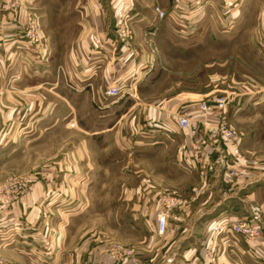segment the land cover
Returning <instances> with one entry per match:
<instances>
[{"label":"rangeland","instance_id":"374dc122","mask_svg":"<svg viewBox=\"0 0 264 264\" xmlns=\"http://www.w3.org/2000/svg\"><path fill=\"white\" fill-rule=\"evenodd\" d=\"M83 1L0 0V114L7 111L4 104L22 105L24 100L33 99L34 93L42 97L33 107L37 112L24 116L28 110L24 105L11 119V130L0 129V207L9 210L31 198L41 178L44 184H51V196L43 198L45 213H27L0 227V264H11L1 255V248L20 236L32 256L21 264H52L46 257L53 254V247L67 252L81 247L87 239L96 244L104 242L113 264H124L129 257L115 260L116 246L129 249L131 255L138 251L139 264H167L162 256L147 261L152 257V246L156 244L157 251L160 244V240L150 243L151 238L163 236L156 231L161 199L173 192L181 195L179 185L193 192L196 183L169 165L174 145L165 146L167 143L160 137L153 138L148 128L125 132V122L131 118L126 117L115 129H104L114 121L110 109L131 102L134 93L128 92L130 87L116 83L126 94L109 97L101 110L92 98L84 97L87 89L94 90L93 84L87 87L69 77L67 57L81 36L78 26L83 18ZM157 8L154 12L158 19L166 18L168 13L159 8L166 13L160 18ZM207 9L214 19L208 15L193 33L159 37L153 22L143 30L147 66H153L159 74L151 91L161 98L192 92L228 97L229 121L244 134L242 152L264 167V0H210ZM121 10L128 16V50L116 33ZM112 24L114 42L135 58L134 25L127 12L118 10ZM105 43L102 41V47ZM82 116H86L85 121H81ZM146 116L142 115L143 126L150 118ZM152 142L158 143L147 149ZM146 172L151 174L154 189L161 191L155 197L153 221L121 207L143 203L142 198L126 194L127 189L146 187L142 185L147 184L142 175ZM164 187L171 192L162 191ZM255 215L264 222V206ZM243 245L244 255L237 264H264Z\"/></svg>","mask_w":264,"mask_h":264},{"label":"crops","instance_id":"0c3cea01","mask_svg":"<svg viewBox=\"0 0 264 264\" xmlns=\"http://www.w3.org/2000/svg\"><path fill=\"white\" fill-rule=\"evenodd\" d=\"M209 3L210 0H84L81 15L83 18L80 17L81 22L78 26L81 36L70 49L67 57L66 64L69 77L86 84L87 87H89V83L93 84L94 90L91 92L87 89L84 97L92 98L98 109L104 110L106 108L104 103L108 101L109 97L105 95V91L110 85L119 83L123 88L130 87L128 92L134 93L133 97L129 98L131 102L124 101L110 109L114 121L109 127L104 128L105 130L117 128L122 121L129 117V119L131 118L130 121L125 122V132H141L144 129L142 115L145 113L156 121L158 127L170 126V131L165 134L160 130L147 129V131L152 134L153 138H162V141L167 143L165 146L174 145L172 164L169 165L176 166L179 175L184 174L186 177L193 178L196 183L193 188L200 189L196 200L189 201L186 206L176 210L169 217L166 233L161 238L157 236L151 238L150 243L154 244L156 240H160V244L157 246V251H155L156 244L152 246L153 252H150L152 257L148 256L147 258V261L150 262L162 256L163 261H166L167 264H173V261H177L178 264H209L204 255L205 250L210 248L216 253L218 261L221 263L237 264V262L242 261L241 256L244 255V245L239 237L231 232L213 235L212 229L224 219L234 221L241 217L253 215L264 206V167L251 170L237 185L231 187L223 184L221 180L225 170L221 148L211 156L213 169L208 172L206 181L201 180L194 167L182 162L183 150L196 136L198 128L199 130L202 128L199 123L201 116L198 111L199 103L208 96H213L214 92L180 93L170 98L166 94L162 99L157 93L155 96L151 91L155 87L157 82L155 78L159 74H155L156 69L151 68L152 70H149V66H147L148 49L144 44L145 42L141 41L143 30L150 22H153L159 37H168L173 33H193L202 19L207 18L208 15L210 20L214 19L210 12L207 13ZM155 6L166 11L167 17L159 20L154 12ZM120 9L127 12L134 25V42L138 49V55L135 58L126 55L123 47L114 42L115 32L112 23ZM235 15L234 12L232 17ZM92 37H97L104 43L108 38V43H105L104 47L99 50L92 42ZM151 92L152 95L150 96ZM183 95L187 97L180 98ZM41 98L40 94L34 93L33 99L24 100L23 106L19 103H13L9 104L12 105L11 107H7L4 104L7 111L4 110L0 114L1 131L11 130V119L16 112L20 113L24 105L28 109H25L24 116L34 112L36 109L33 107L36 101L42 100ZM18 101H22L20 97ZM133 112L135 113L133 114ZM97 113L100 115L99 112ZM182 114L191 118L190 125L185 129H181L173 122L176 116ZM85 119L86 116H82L81 121H85ZM156 143L158 142L148 144L147 149ZM142 175L147 182L146 185H142L146 187L143 190L138 188L129 191L127 189L126 197L142 198L143 203H131L121 207H129L130 211L145 214L153 221L156 211L155 197L161 194V191L154 189V182L149 172ZM40 180L42 182L35 184L31 198L14 205L9 210H2L0 207V227L8 226V223L14 222L27 213H45L43 198L51 196L49 194L51 184H44L43 178ZM179 186L178 190L181 195L189 200L192 197V189ZM161 189L171 192L165 187ZM41 217L42 215L37 217L38 220L35 221V224L40 221ZM6 219L8 222H4ZM40 232L43 233L41 230ZM21 238L20 236L18 240H14L6 248H1V255L11 264H21L23 261L32 259V256L26 252L27 243L21 241ZM76 244L80 243L76 242ZM105 245L104 242L100 241L96 244L95 240L87 239L82 242L81 247H75L67 252H59L53 247V254L46 259L52 261V264L53 262L60 264L59 261L63 264H113L105 252ZM249 250H246L248 254L250 253ZM252 252L264 263V242L254 246ZM137 254L138 251L129 256L124 264H139L140 258ZM140 264L144 263L141 262Z\"/></svg>","mask_w":264,"mask_h":264},{"label":"built area","instance_id":"2783aa9c","mask_svg":"<svg viewBox=\"0 0 264 264\" xmlns=\"http://www.w3.org/2000/svg\"><path fill=\"white\" fill-rule=\"evenodd\" d=\"M160 18H164L166 13L159 8L156 9ZM117 21L120 25L116 26L118 40L128 47L130 32L127 28L128 16L119 11ZM92 42L96 48H102V41L97 37H92ZM124 46V47H125ZM128 50V48H127ZM153 66H151L152 68ZM149 68V70L151 69ZM126 91L117 84H113L107 88L105 95L110 98H122ZM229 105L228 97L224 96H208L199 103L198 111L200 112L199 123L202 128L197 130L196 136L189 142L182 152V162H186L190 167H194L201 180L206 181L208 172L213 169L211 160L212 154L220 148L224 158V173L221 177L222 183L231 187L246 177L251 170L263 167L261 162L251 160L241 149L244 134L237 130L229 121L227 108ZM143 128L159 129L164 134L170 131V126H159L152 118L146 120ZM174 124L181 129H185L190 125L191 118L182 114L176 116ZM202 130V131H201ZM200 189L194 188L192 197L189 200L182 195L173 192L167 194L161 199L162 210L156 218V231L158 235H164L168 229L170 213L186 206L189 201L198 198ZM233 233L239 237L242 243L248 249H252L258 243L264 240V222L260 216H245L234 221L224 219L212 229L213 235L220 233ZM131 255L129 249L116 246L113 250V258L115 260H124ZM209 264H217L218 258L214 251L210 248L205 250L204 255Z\"/></svg>","mask_w":264,"mask_h":264}]
</instances>
